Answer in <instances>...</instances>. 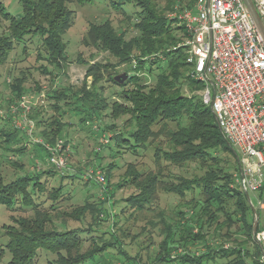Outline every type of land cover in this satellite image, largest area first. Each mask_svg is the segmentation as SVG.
<instances>
[{
	"label": "trees",
	"instance_id": "obj_1",
	"mask_svg": "<svg viewBox=\"0 0 264 264\" xmlns=\"http://www.w3.org/2000/svg\"><path fill=\"white\" fill-rule=\"evenodd\" d=\"M18 1L22 10L17 15L9 13L0 2V15L9 23L7 33H0V77L1 67L16 46L36 38L41 40L45 51L44 56L38 54V60L46 61L59 70L66 66L67 46L63 37L75 20V11L69 4L79 7L105 4V7L126 17L132 27V36L127 34L130 30H117L108 21L102 25L91 24L87 32L93 45L116 58L117 64H92L86 72L87 77H93V85L90 87L85 85L78 91L72 87L50 90L46 96L54 115L47 117L43 107H40L30 114V118L36 123L38 136L54 144L65 137L64 129L70 123L64 117L68 113L71 116L83 114L79 120L81 124L101 118V112L108 107L104 89L99 86L105 81V74L108 82L123 89L131 84L129 90H123L119 95L124 103L114 101L111 111L113 118L128 116L121 126L128 129L122 132L117 131L115 125L107 127L108 131L114 132L110 143L114 142L119 149L132 150V154L139 153L140 149H152L158 170L140 171L129 165L126 178L115 189L113 186L111 191L110 171L113 166L102 169L108 184L105 187L107 200L97 204L86 199L83 205L75 207L70 213H64L66 218L78 222L90 214L91 227L80 230L71 228L63 220L57 224L53 219L57 211L56 204L69 199L65 198L62 185L52 188L48 196L52 203L48 208L42 207L44 202L37 203L34 196L45 194V184L42 183L45 174L73 182L83 181L81 175H62L54 168L27 172L25 176L7 183L0 169V208L12 209L20 203L34 212L32 218H19L13 225L3 227L7 243H0V264H36L41 252L56 255L55 264H142L138 256H131L127 251L125 238L119 237L117 231L123 228H116L117 220L114 225L116 230L107 232L111 241L99 244L92 238L91 248L84 250L85 238L82 233H93L92 226H100L105 222L102 215L107 218L114 216L109 211L113 205L106 207L105 203H110L115 190L125 185L134 190L125 203L140 214L154 213L159 222L149 224L155 228L159 225L162 227L160 233L163 239L154 259L149 257L151 264H261L260 247L255 245L251 252L245 248L247 240L232 249L209 245L211 240L231 238L233 226H237L238 232H243L253 242L254 213L247 194L234 185V176L240 168L239 155L220 131L211 107L203 102L201 95L188 97L183 94L184 89L191 94H201L204 86L189 76L185 62L186 49L177 48L187 35L185 26L178 19L171 18L170 13L193 9L195 0H167L164 8L154 0ZM126 6H133L137 11L128 12ZM25 50L26 45L23 47ZM121 65L127 66L131 76L119 85L111 71ZM41 69L46 73L44 66ZM145 70L154 78L153 85L140 78L138 73ZM25 77L20 75L14 78L10 86L13 96L9 100L11 103L28 94L24 88ZM61 103L67 109L62 108ZM20 136L26 139L16 130L12 133L0 131V137H3L1 143H5L6 149L16 156L30 149L26 146L12 148L20 144ZM33 146L35 158L45 162L48 156L46 151L39 144ZM38 146H41L43 153L38 151ZM98 163L101 166V159ZM12 164L23 169L17 162L13 161ZM193 166L196 172L190 173L189 178L178 176L172 179V176H164L163 169L166 167L184 169L188 173ZM92 184L96 186L94 182ZM160 193L174 195L179 199L178 208L170 217L157 210ZM122 234L127 237L129 233L123 231ZM153 246L149 242L146 251L153 254ZM176 249H182L184 253L172 256V251Z\"/></svg>",
	"mask_w": 264,
	"mask_h": 264
},
{
	"label": "rangeland",
	"instance_id": "obj_2",
	"mask_svg": "<svg viewBox=\"0 0 264 264\" xmlns=\"http://www.w3.org/2000/svg\"><path fill=\"white\" fill-rule=\"evenodd\" d=\"M161 8L166 6L167 0H154ZM2 2L9 13L12 15H17V13L21 12V5L18 0H0ZM70 8L75 11V20L73 26L68 30V32L63 37L64 42L67 46V62L66 66L59 70L48 64L46 61L38 60V54L40 53L42 56L45 54L43 50L42 42L39 38L34 39L32 42L26 41V44H20L16 46L15 50L11 53L7 62L1 67V77H0V107L2 109H8L14 103L21 100L24 96L30 98L32 97V103L36 104L32 112L36 108L43 107L45 111V115L47 117L54 115L53 109L50 107V101L46 98H40L42 94L49 92L52 89L60 90L63 88L72 87V89L78 91L79 88L88 87L93 85V77H87L86 72L88 68L92 66V64H104V65H112L115 66L117 64V59L111 56L108 52L101 51L96 48L91 40L88 38V30L91 24H99L102 25L104 23L111 22L114 28L122 29L123 31H128V36H132V27L130 26L129 21L126 20V17L122 16L119 13L112 11L111 8L105 7V4L96 3L94 5H87L85 7H79L75 4H69ZM128 12H136V8L133 6H126ZM174 12L170 13L173 14ZM9 23L5 21L0 15V33H7ZM131 27V28H130ZM184 41V39H183ZM26 45V50L23 51V47ZM135 64V63H134ZM133 64V66H134ZM41 66H44L46 69V73L43 72ZM42 70V71H41ZM127 66L121 65L117 66L116 69H112L111 72L114 74V78L117 76H121L123 74H128L130 77V73L127 72ZM145 72L138 73L140 78H142L143 82H147L149 85L154 84V78L149 76V74ZM26 76V82L24 83V88L28 91V94H25L18 101L10 102L9 100L13 97L11 91V85L14 81V78L17 76ZM105 81H102L99 86L104 89V98L107 100L108 107L104 109L101 114V118L97 119L94 122L81 124L79 120L83 118L82 115H72L68 113L65 115L64 120L70 123L64 129L65 137L63 141L67 146H70V152L66 154L67 159V168L61 174L64 175H81L83 181H70L64 180L59 176H49L45 174L42 179V183L45 184L46 192L41 195L38 193L34 196V199L37 203H42V207L49 205L52 203L49 197V193L52 188H59L61 185L63 186V192L65 198H69L67 201L63 200L62 202L56 204L57 211L53 214V219L57 224H60L63 221L67 223L71 228H78L80 230H85L91 227V216L90 214L86 216L83 221L78 222L74 220H70L66 218L64 213L72 212L75 207L83 205L86 199L91 200L94 203L100 204L101 202L107 200L105 196L107 190L105 187L108 185L105 183V186L96 183L92 179H89L93 175V171L105 169L107 166L112 165V170L110 171V186L109 190L112 191L115 189V186H118L122 181L126 178V172L129 165L134 166L137 170H144L146 172H157V168L154 163V152L152 149L149 150H139V153L132 154V150L129 149H119L116 147L115 143L112 142L107 146H111L110 148L104 149L106 147H102L100 144V138L104 135L111 137L114 132H110L107 130V127L110 125L117 126V131L125 132L128 128L121 127L124 121L128 119V116L121 115V117L117 118L111 115L113 102L116 101L120 104H123L124 101L119 98L120 93L123 90H129L132 85H128L126 88H121L119 86L114 85L111 82H108V77L105 74ZM93 89V88H91ZM183 94L191 97L193 95L200 96V93L191 94L187 89L183 90ZM62 108L64 107V103H61ZM34 111V112H35ZM64 111V110H63ZM31 112V114H32ZM120 116V115H119ZM0 131L2 132H13L15 131L7 121H0ZM19 132V131H18ZM39 132V130H38ZM38 132L35 133V138H40L38 136ZM24 135L23 133L19 132ZM25 136V135H24ZM26 137V136H25ZM3 137H0V169L1 173L4 177V180L7 183L16 180L18 177L25 176L27 172L33 173L38 171H48L53 170L54 168L48 163L42 162L39 159L35 158V154L33 153V149L35 147L32 142L28 140V138H23L20 136V144L17 145L18 148L20 146H26L28 151H26L23 155L16 156L15 153L6 149L5 143H1ZM163 142V141H162ZM164 144V142H163ZM166 147V145L164 146ZM38 151L43 153L41 146H38ZM119 152V153H117ZM101 157V166H99L98 161ZM17 162L23 166V169L16 168L12 162ZM165 164L163 163V167ZM193 168V169H192ZM188 173L187 170L178 169L174 167H166L163 169L165 177H178L183 176L185 178L190 177V173L195 171V166H193ZM198 173V171H197ZM90 182V183H89ZM96 186H93V183ZM132 192H134L132 187L127 185L120 186L119 189L115 190V196L111 199L110 203L106 201L105 206L108 207L113 205L110 213L111 215H117V218L113 217H102L105 222H102L100 226H92L94 232L91 234H87L85 232L82 233V237L84 240V250H88L91 248L92 238L98 241L99 244H102L104 241H111V236L109 235V230L114 232V230L123 228V230L117 231L119 233V237L125 238V242L127 245V251L131 256H138L141 260L142 264H146L147 261L151 264V260L149 257L154 259L157 252H159V243L162 241L163 237L160 233V225L158 228L153 227L149 222L155 223L159 222V219L155 217L156 215L151 212H146L144 214H140L135 212L131 207L125 203L127 197H129ZM252 199V207L259 214L260 226L264 227V210L260 209L259 201L256 197H259V194H251ZM109 203V205H108ZM179 199L174 195H167L164 193H160V202L158 211H162L166 214L167 217H170L172 213L178 208ZM123 210V211H122ZM185 210V209H184ZM187 211V210H186ZM68 213V214H69ZM132 214V215H131ZM34 216L33 210L31 208L21 206L20 203L17 204L12 209H8L6 207L0 208V243L5 245L7 243V238L3 236L4 226H11L14 224V221L19 218H32ZM132 216V217H131ZM102 218V219H103ZM118 222L117 227L115 228V222ZM145 229V230H144ZM238 227L233 226L231 228V232L233 235L231 238H226L224 240L219 239L211 240L209 245L214 248H218L219 245H222L224 248H237L242 244L243 240H247L245 248H248L251 252L253 251L254 246L258 245L255 242V238L253 235V242L247 239V235H244L243 232H238ZM106 232L105 235L102 233ZM123 231H126L128 234L127 237H123ZM236 232V233H235ZM245 232V231H244ZM253 234V233H252ZM93 236V237H91ZM99 238H102L98 240ZM150 238V239H149ZM224 241V242H223ZM149 242L154 244L152 248L153 254L148 253L146 251V247L149 246ZM114 253L112 250L110 251ZM184 251L182 249H176L172 251V256L182 255ZM9 259V256H6V260ZM57 257L52 253L41 252L36 264H55ZM177 264V263H173Z\"/></svg>",
	"mask_w": 264,
	"mask_h": 264
},
{
	"label": "built area",
	"instance_id": "obj_3",
	"mask_svg": "<svg viewBox=\"0 0 264 264\" xmlns=\"http://www.w3.org/2000/svg\"><path fill=\"white\" fill-rule=\"evenodd\" d=\"M170 17L185 26L187 35L177 48L186 49L189 76L204 86L203 102L211 107L220 131L239 155L234 185L250 199L251 194H259L256 198L264 210V0H195L193 9ZM32 100L24 96L8 109L0 107V121L41 145L48 165L62 173L70 146L62 139L51 144L35 138ZM110 138L102 136L101 146L109 145ZM92 173L89 179L105 186L104 173ZM254 238L264 264V227Z\"/></svg>",
	"mask_w": 264,
	"mask_h": 264
},
{
	"label": "water",
	"instance_id": "obj_4",
	"mask_svg": "<svg viewBox=\"0 0 264 264\" xmlns=\"http://www.w3.org/2000/svg\"><path fill=\"white\" fill-rule=\"evenodd\" d=\"M128 79H129L128 74H123L121 76H117L114 78L115 82L119 85L124 84ZM248 200H249L250 205L252 206L251 199L249 197H248ZM252 209L254 213L253 235H255L259 227V217H258L257 211L253 207Z\"/></svg>",
	"mask_w": 264,
	"mask_h": 264
},
{
	"label": "crops",
	"instance_id": "obj_5",
	"mask_svg": "<svg viewBox=\"0 0 264 264\" xmlns=\"http://www.w3.org/2000/svg\"><path fill=\"white\" fill-rule=\"evenodd\" d=\"M259 223H260V221H259Z\"/></svg>",
	"mask_w": 264,
	"mask_h": 264
}]
</instances>
